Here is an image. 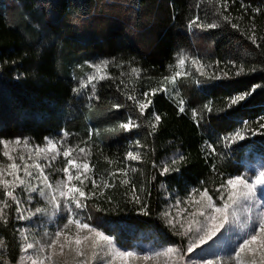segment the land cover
<instances>
[{
	"label": "trees",
	"instance_id": "1",
	"mask_svg": "<svg viewBox=\"0 0 264 264\" xmlns=\"http://www.w3.org/2000/svg\"><path fill=\"white\" fill-rule=\"evenodd\" d=\"M244 3L264 9V0ZM229 11L234 22L243 16L239 21L241 30L223 23L207 31L189 29L188 19L194 15L215 19L212 6L205 0H0V138H30L42 145L45 137H58L66 129L72 134L70 143L75 144L87 139L89 129H103L135 116L127 109L131 102L117 91L119 80L101 81L97 86L99 100H89V90L76 95L73 89L79 79L93 71L86 61L125 62L123 68L109 66L112 76L127 73L130 67L142 69L139 80L123 77L126 82L131 79L138 92L158 86L161 77L179 70L169 68L178 53L213 64L209 72L232 73L231 79L210 81L186 65L193 76L177 81L179 97L186 101L185 112H179L172 92H161L152 98L148 110L161 115L154 136H148L147 129L142 128L93 137L90 162L100 172L109 167L104 156L124 161L134 140L148 145L141 150L143 162L125 161L143 173L131 175L137 187L146 188L147 214L139 205L128 202L127 189L118 181L115 188L105 192V196L112 197L111 203L104 197L89 200L90 207L84 214L91 215L92 223L124 247L130 248L147 234L159 231L184 248L185 240L171 233L160 218L168 205L166 193L207 187L216 198L214 189L222 179L247 168L253 171L249 166L252 161L264 159V129L259 127L264 123V40L257 48L244 34L252 14L244 13L240 0L231 4ZM255 23L258 37L264 35V11L255 17ZM217 61L221 62L219 67L215 66ZM228 61L243 65L245 73L235 77V69L226 66ZM78 65H84L83 69ZM196 79L201 82L196 83ZM254 87L253 94L240 105L223 110L229 96ZM209 101L215 110L193 118L192 110L199 111ZM116 102L126 107L112 109ZM245 122L255 134L247 133L245 140L227 147L220 143ZM206 143H213L219 155L206 157ZM180 153L186 160L179 172L161 176L159 168H153V162L162 166ZM212 163L217 165L216 172L212 171ZM95 204L104 211H96L92 207ZM14 209L15 205L8 210V225L0 224V238L7 244L0 264H16L21 255V221L15 218Z\"/></svg>",
	"mask_w": 264,
	"mask_h": 264
},
{
	"label": "snow or ice",
	"instance_id": "2",
	"mask_svg": "<svg viewBox=\"0 0 264 264\" xmlns=\"http://www.w3.org/2000/svg\"><path fill=\"white\" fill-rule=\"evenodd\" d=\"M205 2L212 6L215 19L204 20L200 15H194L188 19L186 26L189 29L207 31L220 28L223 23L233 29L241 30L239 21L243 20V16L234 22L229 11L230 5L236 0H205ZM240 7L244 13L251 11L249 26L244 29V34L253 45L259 48L264 35L258 37L255 17L262 14L264 9L246 4L244 0H240ZM85 63L93 71L89 72L85 78L79 79L78 86L73 89L76 95L79 96L85 90H89L88 99L99 100L97 86L100 82L119 80L117 91L124 96L125 101L131 102L127 105V109L135 116L129 115L124 121L103 129H89L87 139L75 144L70 143L72 134L66 129H62L58 137H45L42 145L33 143L30 138H0V146H2L0 156L4 158L0 160V224L8 225V210L12 209L13 205L17 213L15 218L19 221H33V218L39 217H47L48 222L51 223H56L57 219L62 221L57 224L54 232L45 231L40 238L29 228L19 229L21 255L18 258V264H158L160 258H164V264H197L190 259V254L196 253L197 249L203 252L204 245L212 247L213 244L219 243L220 241L215 238L225 225L230 223V217L239 220L236 215L237 208H243L246 211L243 235L237 237L227 264H264V209L253 214V208H260L261 201L264 200V170L259 171L254 178L243 174L227 176L215 187V199L207 187L193 188L186 198L176 199L168 209L160 213V218L174 235L188 238L189 243L186 249L171 246L162 251L145 254L136 250L121 249L118 247L116 237L107 234L92 223L91 215L84 214L90 207L89 200L104 197L106 202L111 203L112 197L105 196V192L115 188L117 181L120 186L127 189L125 196L129 197L128 202L139 205L140 210L147 214L146 188L137 187L131 175L141 170L126 164L125 161L143 162L141 150L148 148V145L140 139L134 140L125 153L124 161L104 156L109 167L100 172L96 164L90 162L92 144L95 142L93 137L99 138L106 133H131L133 130L142 128L147 129L148 136H154L161 122V115L155 111H148L153 103L152 98L161 92H172L174 96H179L178 79L193 76V72L187 70L186 65L190 64L200 77L210 81L231 79L233 74L223 70L218 73L214 70L209 72L208 69H213V64L194 56L178 53L175 64L169 65V68L180 70L161 77L158 86L148 87L147 90L138 92L135 83L131 79L126 82L123 77H135L139 80L142 69L130 67L127 73L122 71L119 76H112L108 72L109 66L123 68L125 62L105 59L95 63L87 61ZM220 63L215 62V66L219 67ZM228 65L235 69V77L245 73V67L238 66L235 61H228L226 66ZM78 67L83 69L84 65H78ZM251 70L255 71V69ZM200 82L196 79V83ZM255 90L254 87L229 96L226 99V108L223 110L240 105ZM185 105L186 101L181 97L177 102L179 112H185ZM124 107L126 105L121 102L111 105V108L116 110ZM214 110L212 102L209 101L199 111L192 110L191 114L193 118L199 119L202 113H211ZM259 127L264 129V123H260ZM247 133L255 134L245 122L241 129L224 136L220 143L227 147L229 144L245 140ZM204 151L206 157L219 155L213 143H206ZM60 157H63V166L54 167ZM185 160L183 153H180L170 158V162H163L162 166L155 162L152 166L159 168V174L164 176L179 172L180 165ZM116 164H124V166L112 168ZM211 168L212 171H217L215 163H212ZM53 171L61 173L62 176L53 180ZM152 179L156 177L153 176ZM89 183L91 188L88 187ZM203 183L201 181V185ZM34 201L35 206H33ZM182 204L185 207L180 208ZM92 207H95L98 212L104 211L99 204ZM173 209L186 213L184 221L172 215ZM210 241L213 244H210ZM6 249L5 240L0 238V256ZM68 257L71 258L70 261ZM198 264H226V262L217 257L214 260H201Z\"/></svg>",
	"mask_w": 264,
	"mask_h": 264
},
{
	"label": "rangeland",
	"instance_id": "3",
	"mask_svg": "<svg viewBox=\"0 0 264 264\" xmlns=\"http://www.w3.org/2000/svg\"><path fill=\"white\" fill-rule=\"evenodd\" d=\"M172 95L177 100L180 99L179 96H174L173 93H172ZM174 156H176V155H172L171 158ZM2 159H4V158L2 156H0V160H2ZM62 166H63V157H60L58 159V161L56 162V164L54 165V167H62ZM249 166L252 167L253 171H249V169L247 168L246 170H244L240 174L246 175L249 178H254L255 175L258 174L259 171L264 170V159L261 157H257V159L252 161V164H250ZM235 175H237V174H235ZM58 176H62V174L56 173L53 171L52 179L55 180ZM193 188H197V187H191V188H188L187 190H185L184 192H179V193H177V191L174 193L168 191L165 195V198L168 202L166 209H168L169 206L172 205L176 199L183 200L184 198H186L187 195L191 192V190ZM19 191L20 190H18V192ZM213 199H215V198L213 197ZM41 203H43V202L41 201ZM33 206H35V201L33 202ZM183 207H185V205L182 204L180 206V208H183ZM262 209H264V200L261 201L260 208H256V207L253 208V214H255L256 212H258ZM190 210L191 209H189V211ZM172 215L178 217V219H180L181 221H184L186 213L180 212L179 209H173ZM236 215L239 217V220L237 221V220H235V218L230 217V223L226 224L225 228L222 229L221 232L218 234L217 238H215L216 240L220 241L219 243L213 244V242L210 241L209 243L213 244L212 247H208V245H204L203 247L205 248V250L203 252H201V249H197L196 253L190 254V259L192 261L197 262V264H198V262L201 260H214L217 257H220L227 264L228 257H229L232 249L235 247V244L237 242V237H240L243 235V222L246 218L245 209L237 208L236 209ZM58 223H62V221L57 219L56 223H51V222H48L47 217H39V218H33V221H21L18 229L29 228L31 231H33L34 233L37 234L38 238H40L43 236V233L45 231L54 232ZM171 233H173V232L171 231ZM176 236L179 237L180 239L185 240L186 245L184 248L186 249L187 244L189 243L188 238H182L178 235H176ZM117 244H118V247H120L121 249L136 250V251L140 252L141 254L153 253L156 251H162L165 248L171 247V246L181 247L174 239H172L171 236H169L165 233L161 234L159 231H154L151 234H147V236L139 239L130 248L124 247V246L120 245L118 242H117ZM67 259L69 261L71 260L70 257H68ZM16 264H18V261ZM158 264H164V258H160L158 261Z\"/></svg>",
	"mask_w": 264,
	"mask_h": 264
}]
</instances>
